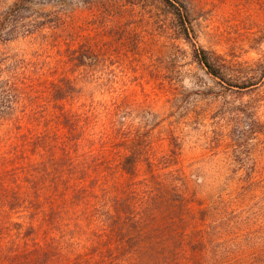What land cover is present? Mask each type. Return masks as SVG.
Wrapping results in <instances>:
<instances>
[{
  "label": "rangeland",
  "instance_id": "rangeland-1",
  "mask_svg": "<svg viewBox=\"0 0 264 264\" xmlns=\"http://www.w3.org/2000/svg\"><path fill=\"white\" fill-rule=\"evenodd\" d=\"M193 22L223 80L171 34L159 0H0V264H248L264 246V0H202ZM122 99L129 124L94 143L75 199L63 111L91 115L95 134Z\"/></svg>",
  "mask_w": 264,
  "mask_h": 264
},
{
  "label": "trees",
  "instance_id": "trees-1",
  "mask_svg": "<svg viewBox=\"0 0 264 264\" xmlns=\"http://www.w3.org/2000/svg\"><path fill=\"white\" fill-rule=\"evenodd\" d=\"M161 4L167 8V15L170 17V23H169V29L171 31V34L174 35L175 38H183L186 40L187 43L191 45L192 48V54L194 59L202 66L204 67L208 73H210L215 78L224 79L225 77V70H223L220 61L217 57H214L212 53L205 49L204 47L200 46L196 40V32H195V26H194V16L197 12V9L200 7V3L202 0H159ZM16 35L11 32L9 34L8 39L15 38ZM89 59L95 63L97 61L98 56L96 54H92V56H88ZM220 58V56H219ZM87 61L86 56H80L79 58V65L85 64ZM16 83H11L7 89V85L4 86L5 93H8V106L9 110H11V118L14 119V121H17V117L14 116V113L12 112L14 110V105L16 103V100L13 99V96L17 93ZM74 86L73 84L69 85H61L57 87L56 93L54 94L57 99L60 100H66L71 95H73ZM3 95V93H0V98ZM12 96V99H11ZM127 100H115L111 105L106 107L108 110L106 114L110 115V118H108V122L115 116L114 120L112 121V126H108L107 124H102L104 127H99V129L95 132V134H92L90 130L85 133L86 126L88 124L92 123L91 115H88L84 118L85 123L83 121V116L81 114H77V111H68L64 110V116L67 128H70V134L74 136V138L70 135L68 140H62L64 142V156L62 157L63 164L60 167V170L62 173V179L71 178L72 180L67 182V191H71L74 195L75 199H79L83 201V195L82 190L85 188L84 186V177L81 176L82 168L84 167V164H87L89 160H94L96 157V152H93L92 149L94 143L100 142L102 143V146L104 143L109 142L111 139L114 138L113 129L116 126H125L129 124V113H130V106L126 103ZM2 103H6L5 100ZM5 105V104H4ZM3 107V105H2ZM5 107V106H4ZM92 113L94 115V124L97 126H100V119L99 118V111L93 107ZM99 122V123H98ZM253 124H251V127ZM95 127V128H96ZM95 131V130H94ZM123 139H127L125 136ZM31 144H35L37 147H43L45 146V141L35 138L32 140L29 139ZM28 140V141H29ZM75 148V150H74ZM88 148V149H87ZM81 149H84V151H81ZM37 153V152H36ZM133 153V152H132ZM27 158V157H26ZM35 160H30L27 162V165L30 163L31 168L34 165ZM38 161V160H37ZM137 162V160H134L133 155H129L126 158V165L130 166H124V169L126 172L130 173L131 175L137 174L136 171V165H134ZM26 165V166H27ZM72 169V172L70 176L65 174V171ZM64 170V171H63ZM34 172L33 169L30 170L29 168L26 169V173L34 177L32 173ZM83 174H86L85 170L82 172ZM144 189V187L141 185L140 182L134 181L130 184L128 188V194L135 195L137 192H140ZM105 191L108 190L105 188ZM114 193L110 192L109 198L114 197ZM116 197H119L118 195H115ZM98 199L104 200L101 196L98 197ZM105 201V200H104ZM81 204V202H79ZM110 212L112 213L111 218L116 219L117 216L121 213L119 210V207L117 206L114 208V206L109 207ZM119 215V216H120ZM110 218V219H111ZM115 221V220H114ZM122 225V220L120 216V221L117 222ZM117 227V224L115 225ZM254 249V248H251ZM251 249L248 250V264H264V246L261 248H255V251H251ZM81 251V250H80Z\"/></svg>",
  "mask_w": 264,
  "mask_h": 264
}]
</instances>
